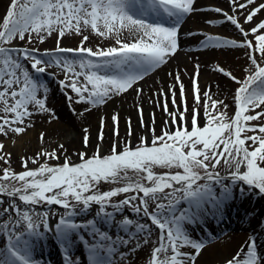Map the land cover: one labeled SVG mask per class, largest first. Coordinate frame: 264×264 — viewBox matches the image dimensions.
<instances>
[{
  "label": "snow or ice",
  "instance_id": "obj_1",
  "mask_svg": "<svg viewBox=\"0 0 264 264\" xmlns=\"http://www.w3.org/2000/svg\"><path fill=\"white\" fill-rule=\"evenodd\" d=\"M228 3L229 11H210L222 14L241 38L208 35L200 43L205 49L239 50L246 59L242 77L223 66L214 69L236 85L231 103L218 98L211 86L200 87L196 64L190 89L182 71L176 70L167 73L172 83L158 90L162 99H150L166 116L159 133L155 113L145 120L137 105L144 131L136 144L129 139L137 135L130 117L126 135L120 137L118 112L110 117L114 139L109 152L104 154L100 147L107 126L101 116L95 150L91 155L75 153L79 162L59 144L51 152L22 157L23 170L17 173L11 168V153L0 142V162L6 165L0 167V196L8 198L0 199V264H40L34 252L48 235L61 249L63 264H78L73 255L78 246L87 250L88 264H116L114 257L129 264L130 257L121 249L135 253L144 248L145 264H198L207 242L193 234L195 228L209 216H221L236 198L264 196V0ZM196 4L10 0L0 22V136L10 139L26 133L36 115H47L49 122L57 119L47 106L49 87L39 79L55 76L53 68L64 75L59 85L69 105L90 106L79 113L73 109L81 117L130 90L142 95L139 82L178 56L186 17L205 10ZM53 35L55 48L42 51L33 46ZM66 36L80 37L77 47L61 46ZM93 36L108 45L87 46ZM39 138L43 142L45 133ZM82 143L91 146L87 128ZM102 183L113 187L101 191ZM120 196L123 199L114 200ZM40 205L65 211L53 214L56 222L50 224L49 211L36 210ZM93 206L96 211L88 218ZM126 210L135 218L124 214ZM223 264H264V242L254 232Z\"/></svg>",
  "mask_w": 264,
  "mask_h": 264
},
{
  "label": "bare ground",
  "instance_id": "obj_2",
  "mask_svg": "<svg viewBox=\"0 0 264 264\" xmlns=\"http://www.w3.org/2000/svg\"><path fill=\"white\" fill-rule=\"evenodd\" d=\"M215 1H220L222 9L225 11L230 10V5L228 0H197L196 7L197 8H214ZM231 14V13H230ZM222 14L209 15L208 12L199 11L197 13L192 14L190 17L193 18L198 23L194 25V27L189 25L186 26V23L182 26L181 31V50L178 56L169 62V64L162 66L160 73H169L178 70V67L185 65L186 60L192 61L198 54H202L205 58V65L202 67L200 71L201 78L198 79V83L202 89H205L208 86H211L212 91L218 94V98L226 99L228 103L231 100V88H229L228 83L223 78V76L214 71L217 67L212 62H210V54L209 49H203L205 52L194 51L192 49L193 46H201L200 41L205 39L208 36L207 30L201 25L205 20H213L214 22H219L220 16ZM210 16V17H209ZM264 17V13L261 14ZM209 17V18H207ZM219 17V18H218ZM188 20L186 17L185 22ZM222 20V18H221ZM215 29V28H214ZM216 33L211 32L210 35L220 36L223 38L229 39H237L239 40L241 37L239 33L234 29L229 22L224 21L219 28H216ZM188 31L195 33V36L186 35ZM239 37V38H238ZM201 48H203L201 46ZM200 49V48H199ZM226 53H231L232 50L222 49ZM204 63V61H203ZM159 75V72L150 76L144 82L139 83V87L143 89V93L140 96H137L134 91H129L126 95L114 98L111 102L106 105H103L99 108L92 109L90 112L85 113L83 117L75 115L73 113V109H69V113L64 111L60 112V117L49 122V119H40V120H32L33 126L37 129L38 133L31 141H23L21 137L15 142L16 147L18 148H26L31 150L32 147L35 148L36 152H40L43 150H47L49 152L53 151L57 148V145L63 144L68 155L71 158L75 157V153L80 150L83 146L82 136L83 129L87 128L89 130V136L91 140V147H96L97 134L100 124V117L103 116L106 120V128H105V139L100 142V147L102 149H108V147L113 143V137L111 132V115L114 112H118L120 116V137L123 139L126 135V125L125 121L130 117L133 123V126L136 128L137 135L129 137L130 140L135 143L137 141V136L141 134L144 130L140 128L138 116H137V105L143 108L145 120H150V114L155 113L156 117V131L160 132V126L164 119H166L163 111L156 106L155 103L150 102L157 101L158 99H162L158 96V90L161 88H156V85L153 82L156 81V77ZM168 78H171L168 76ZM183 82L190 89V83L186 82L183 79ZM163 86V87H167ZM53 88V86H51ZM58 89V88H57ZM52 91V90H51ZM56 93L57 91L54 90ZM69 94L73 95V93ZM156 94V95H154ZM51 95V94H48ZM66 100V99H64ZM56 101V100H55ZM67 101V100H66ZM192 97L191 92L188 93V103L191 105ZM62 107H65L61 105ZM76 106V105H75ZM75 109L76 113L82 112L85 107H90L84 104H78ZM171 107V105H170ZM45 133V140L41 142L40 133ZM31 130L26 132L27 136H30ZM4 141H3V140ZM28 139V138H27ZM7 138L0 136V141L5 144L7 142ZM227 182V181H226ZM0 199L7 200L3 197ZM185 206V205H182ZM50 214V224H55L56 215L63 214L64 211L49 209ZM44 212V211H43ZM42 213V212H41ZM56 214V215H53ZM90 218V217H88ZM207 221H220L221 224H226L225 228H216L213 230L216 232L215 235H212L210 232H205L202 228V223L199 227H196L194 230V235L197 234L199 236H206L211 234L208 238L210 239L208 242V246H206L203 251V255L199 258L198 264H223V262L230 258L235 252L239 249L240 245L243 244L250 235L257 234L259 241L264 242V196L261 195H251L248 198H236L234 202H232L227 208H225L223 214L219 217L209 216ZM231 222V224H229ZM219 225V226H220ZM247 231V232H246ZM206 233V234H205ZM88 239H92L91 237H87ZM50 248V253L46 252L47 249ZM55 248V249H53ZM58 244L52 239L50 235L43 241V243H38L35 249L34 254L42 257L43 252L46 258L45 264H63V260L59 256L58 252ZM143 248V246H142ZM49 251V250H48ZM57 251V252H56ZM124 251L129 257V264H145V253L147 248H144L142 251L138 252H129L128 249H121ZM73 255L79 258L78 264H88L87 262V250L82 246L73 248ZM43 258V257H42ZM116 264H120L119 258H113Z\"/></svg>",
  "mask_w": 264,
  "mask_h": 264
},
{
  "label": "rangeland",
  "instance_id": "obj_3",
  "mask_svg": "<svg viewBox=\"0 0 264 264\" xmlns=\"http://www.w3.org/2000/svg\"><path fill=\"white\" fill-rule=\"evenodd\" d=\"M9 3H10V0H0V22H2V18L6 14V10H7V7L9 5ZM213 3H214V6L215 7H222L220 1H215ZM203 9H205V11L208 12L210 16L211 15H215L216 16L218 14V13H215V12L210 11V9H212L211 7L210 8H203ZM209 17H207V18H209ZM221 18H222V20H221ZM206 21L207 20L203 21L201 25L207 30L208 34L210 35L211 32L216 33V31H217L216 28H219V26L225 20H224L223 16L221 15L220 16V20H218L219 22L216 21L214 23L209 24ZM221 21H223V22H221ZM185 23H186V26L189 25L188 23H190V26L194 27V25H196L198 22L195 21L193 18L188 17V20ZM79 40H80V37H78V36H66L65 38L62 39L61 46L66 47V48L67 47L75 48V47H77V45L79 43ZM20 43L21 44H24V46H29L25 42H20ZM108 43H109L108 41H104V40H102L100 38H97V37L93 36L87 46H89V47H95L98 44L100 46H107ZM33 46L39 47L42 51L44 49H53L56 46V36L53 35L52 37L48 38L44 44H39L37 42ZM192 49L194 51L205 52L203 50L204 48H201L200 45L197 46V47L193 46ZM209 53H211L210 54V62H212L215 66H217V65L223 66L226 69L233 71V73L235 75H237L238 77H242L243 76L242 68L247 66V61L244 58V56H243V54H242L241 51H239V50H232L231 53H226L222 49H209ZM204 56H205V54H204ZM204 56L202 54H198V56H196L192 61L186 60L185 61V65L180 66V68L178 67V70H181L182 71L183 79L186 82L190 83V77L192 76V74L194 72V69H195V65L196 64H199L200 65V71H201L202 67L205 65V58H204ZM203 61H204V63H203ZM50 71L51 72H55L56 75L55 76H52V75L46 74V75H43V76L39 77V79L42 80V81H44V82H46L47 85H48V87H49L48 94H51V95H48L47 96V106L54 111V114H55L56 117H60V115H61L60 112L62 111V108L64 109V111H66L68 113H69V109H70L69 102L66 101L67 99L65 97L64 90H62L60 88V85H59V81L61 79H64V75H63L62 72L59 71V69L53 68ZM161 71H163L161 68L160 69H157L155 72L150 73L149 76H147L143 81H140V82L141 83L144 82L145 80H147L148 78H150V76H153L154 74H156L157 72H159V75L156 77V81L153 82V84L156 85V88H160V87L162 88L163 86H166V85L171 84L172 83V78H168V75H166V73H160ZM199 78H201L200 75H199L198 79ZM223 78L228 83L229 88H231L232 90H234V88L236 87V85L233 82L229 81L227 78H225V77H223ZM51 86H53V88H51ZM54 90H56L57 92L55 93ZM74 95L75 94L73 93V96ZM64 99H66V100H64ZM192 102H191V104H192ZM64 103H65V107H62L61 105L64 106ZM228 103H231V100ZM75 105L77 106L78 104H72L71 105V109H76L77 107ZM231 112H232V110L230 109L229 110V114L230 115H231ZM44 118L45 119H49V117L47 115H36L33 118V120H40V119H44ZM29 130H31L30 136H27L26 133H24V134L20 135L19 137L12 136L10 139L7 138L8 140H7V142H5V145H6L5 151L11 153V168L14 169L17 173L23 170L22 165H21V158L22 157H34L38 153V152L35 151V148L34 147H32L31 150L26 149V148H21L20 149V148L16 147L15 142L20 137L25 142L26 141H31L33 139L32 137H34L38 133L37 129L34 126L31 127L30 129H28L26 132H28ZM13 141H14V143H13ZM131 142L133 143L132 140H131ZM137 142H138V140L135 143H133V144H136ZM109 149H110V146L106 150L105 149H102L103 150V153L104 154H107L109 152ZM94 150H95V147H91V148H84V147H82L78 151H86L89 155H91ZM71 159H72L73 162H79V158H78L77 155H75V157L74 158H71ZM41 162H43V161H41ZM48 162L51 163V164L58 163V161H55V160H50ZM62 162H63V160L59 161V163H62ZM3 166H6V165H2V162H0V167H3ZM29 167L35 168V167H37V165H33V164L30 163L29 164ZM219 170L221 171V174L222 175H226L227 174L222 167ZM0 174H2V172H0ZM200 183H203V181H201ZM111 187H113V186L112 185H109V184L102 183L100 185V190L101 191H107ZM0 197H3L5 199H8L7 197H4V196H0ZM118 199H123V196L114 198V200H118ZM49 209H56V210H60V211H65L64 209L60 208L59 206H55V205L50 206V207L49 206H46V205L36 206V210L38 212H43V211H46V210H49ZM108 210L111 211L112 209L109 208ZM95 211H96V206H93V208H92L91 212L89 213V216L88 217L91 218L92 215H94ZM124 214L129 215L130 218H135V216L133 214H131L130 210H126V212ZM117 218L119 219V215L117 216ZM75 219L79 220L80 218L79 217H76ZM220 224H221L220 221H212V222L209 221L206 224H202V228H203V230L205 232H210L212 235H215L216 232L213 231V230H216V228H219V227L220 228H225L226 225H228V223L223 224V225H220ZM229 224H231V222H229ZM211 234L206 235V236L205 235L204 236H199V235L195 234V236L196 237H199L202 240H205L207 242V246H208L209 245L208 244L209 243L208 241L210 240L208 237ZM152 239L153 240L156 239L155 230H154V235H153ZM53 249H55V248H53ZM46 252H49L50 253L51 252L50 251V248L47 249ZM44 253H45V251L42 253L43 254V256H42L43 258L34 254V258L37 259V260H39L40 261V264H45L46 262L43 261V260H46V258H48V256L46 257V255H44ZM57 253L59 254V256L61 257V259L63 260L62 252H61V249L60 248H58V252Z\"/></svg>",
  "mask_w": 264,
  "mask_h": 264
}]
</instances>
